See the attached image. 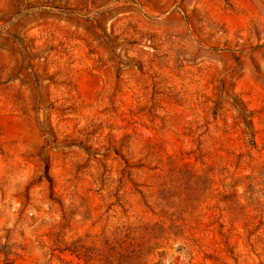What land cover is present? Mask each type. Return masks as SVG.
<instances>
[{"label":"rangeland","instance_id":"374dc122","mask_svg":"<svg viewBox=\"0 0 264 264\" xmlns=\"http://www.w3.org/2000/svg\"><path fill=\"white\" fill-rule=\"evenodd\" d=\"M153 226L140 264H264V0H0V264Z\"/></svg>","mask_w":264,"mask_h":264},{"label":"trees","instance_id":"16d2710c","mask_svg":"<svg viewBox=\"0 0 264 264\" xmlns=\"http://www.w3.org/2000/svg\"><path fill=\"white\" fill-rule=\"evenodd\" d=\"M161 228L159 226L151 227L150 231H147V227H139V230L125 229L121 236L112 238L108 242L106 247V253L104 255V264H140V259L144 257V250L146 244L150 240H145L146 233H150L149 236L154 235L155 232H159ZM83 247V246H80ZM60 252L69 251L70 254H74L77 259H83L84 263H88L95 256L88 254L87 250L79 252L77 248L65 247L59 250ZM60 259H63L60 257ZM145 260L142 264H146ZM153 264H159L154 262Z\"/></svg>","mask_w":264,"mask_h":264}]
</instances>
